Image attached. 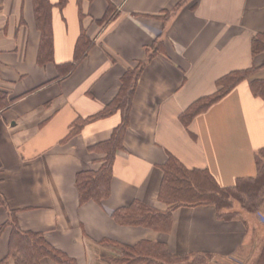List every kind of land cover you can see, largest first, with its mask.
<instances>
[{
	"label": "crops",
	"instance_id": "obj_1",
	"mask_svg": "<svg viewBox=\"0 0 264 264\" xmlns=\"http://www.w3.org/2000/svg\"><path fill=\"white\" fill-rule=\"evenodd\" d=\"M109 5L112 18L99 23ZM81 26L91 45L68 68ZM257 33H264V0H66L52 9L53 60L39 65L33 0H0V92L8 102L0 99V226L14 211L21 229L41 232L77 264H111L120 253L115 243L142 240L164 242L179 255L257 256L264 241L258 216L224 220L212 205L179 206L169 232L118 224L111 216L134 200L167 209L158 189L169 154L187 168L207 169L220 186L255 176L264 147V101L249 87L264 79V51L251 53ZM139 61L145 64L110 194L102 203L80 204L76 173L97 168L102 156L88 146L108 140L121 115L91 119L65 137L76 118L116 95L123 72ZM252 65L259 67L247 80L183 126L179 114L214 92L216 79ZM258 212L264 217V203ZM11 229L0 231V264H14L7 257ZM39 264L58 263L42 256Z\"/></svg>",
	"mask_w": 264,
	"mask_h": 264
},
{
	"label": "trees",
	"instance_id": "obj_2",
	"mask_svg": "<svg viewBox=\"0 0 264 264\" xmlns=\"http://www.w3.org/2000/svg\"><path fill=\"white\" fill-rule=\"evenodd\" d=\"M65 3L66 0H58L56 4L50 0H33L34 21L40 32L37 51L39 65L53 60L52 9L55 5L61 9ZM177 5L165 11L161 17L168 18L176 11ZM112 11L113 7L109 5L104 16L98 20L99 23L109 21L112 18ZM90 45L91 40L81 26L73 62L66 63L68 68H72L82 59ZM263 51L264 33H257L251 38V53L256 54ZM144 64L145 61H139L134 67L127 68L123 72L118 92L101 110L85 118H76L70 125L65 139L78 133L91 119L107 116L117 111L121 115L120 122L114 127L108 140L88 146V150L102 153V156L96 158L101 161L97 168L84 169L76 173L75 184L80 204L87 201L102 203L110 194L116 151L123 146L134 90ZM258 67L252 65L244 69L231 70L216 79L214 92L197 98L179 114L183 126L187 128L197 114L205 111L240 82L247 80ZM249 87L254 96L264 101V79L250 80ZM0 99L1 104L8 103L2 92H0ZM255 161L257 170L254 177H240L232 185L220 186L207 169L187 168L169 154L160 166L163 175L158 189V199L168 205L167 209L159 210L140 200H134L128 206L113 210L111 216L118 224L138 225L169 232L172 211L175 208L212 205L218 218L254 221L258 216L260 206L264 203V147L257 152ZM3 203L0 195V204ZM260 220L264 222V217H260ZM4 225L12 227L7 257H11L14 264H39L42 256H49L58 264H77L74 258L48 243L41 232L21 229L14 211H10L9 218L0 226V231ZM115 245L119 247L120 253L111 257V264H204L211 255L209 253L175 254L169 251L166 243L159 241L142 240L132 245L122 243H115ZM251 264H264V241L256 260Z\"/></svg>",
	"mask_w": 264,
	"mask_h": 264
},
{
	"label": "rangeland",
	"instance_id": "obj_3",
	"mask_svg": "<svg viewBox=\"0 0 264 264\" xmlns=\"http://www.w3.org/2000/svg\"><path fill=\"white\" fill-rule=\"evenodd\" d=\"M258 217L260 219V214L257 212ZM255 256L250 260V258L247 257V254H243V256H240L238 254H229L224 257H217L214 255H210L204 264H251L256 260Z\"/></svg>",
	"mask_w": 264,
	"mask_h": 264
}]
</instances>
